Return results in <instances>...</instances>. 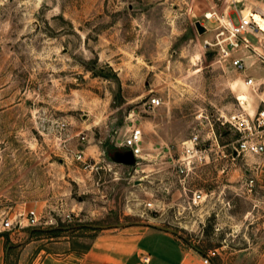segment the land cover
<instances>
[{
	"label": "rangeland",
	"instance_id": "374dc122",
	"mask_svg": "<svg viewBox=\"0 0 264 264\" xmlns=\"http://www.w3.org/2000/svg\"><path fill=\"white\" fill-rule=\"evenodd\" d=\"M256 6L264 8L260 0H0V231L16 210L56 220L15 232L11 264H75L101 237L139 225L175 230L200 264L204 256L264 264V155L237 154L239 136L226 123L264 110V64L244 51L239 71L206 45L225 9L237 24L235 10ZM132 125L143 132L142 159L113 162L115 139ZM212 132L209 163L174 175L164 148L195 134L208 146ZM197 190L202 199L190 207ZM46 235V259L23 251Z\"/></svg>",
	"mask_w": 264,
	"mask_h": 264
},
{
	"label": "built area",
	"instance_id": "2783aa9c",
	"mask_svg": "<svg viewBox=\"0 0 264 264\" xmlns=\"http://www.w3.org/2000/svg\"><path fill=\"white\" fill-rule=\"evenodd\" d=\"M260 4L264 6V0H260ZM263 9V10H262ZM264 8L256 6L253 11H236L235 14L238 23L234 24L231 17L222 13L220 17H215L218 22L214 39L212 43L206 42V45L214 47L218 56L227 60L229 64L239 71H244L245 63L240 56L241 52L252 53V57L256 63L264 64V30H261L256 21L252 18L251 13H257L264 18ZM214 14L210 17H205L206 20H211ZM247 35H252L255 43H251L247 39ZM246 86L253 87L255 82L252 78H246L244 81ZM237 101L241 103L240 100ZM149 106L156 107L159 105V100L152 98L148 102ZM226 123L230 125L235 133L239 136L235 152L237 154H248L253 156L264 155V110L258 112L254 118L250 116L231 115L226 119ZM209 145L203 144V140L195 134L187 140L180 143L179 148L173 151L172 148L166 147L167 163L171 172L179 178H186L194 172L199 166H204L210 161V153L212 145H217L216 136L212 132L211 138H208ZM114 147L116 152H129L134 161L138 163L143 156V132L138 126H130L126 129L120 141L115 139ZM115 153V152H114ZM111 155V157L114 155ZM110 157V158H111ZM76 160L82 161V155L74 154ZM184 190H186L184 188ZM202 199L201 191L197 190L192 193V197L188 200V205L191 207L197 206ZM151 203H146L148 208ZM71 214L61 216L62 222H69ZM56 224V220L51 216L39 217L35 210H16L11 216L4 218L1 227L4 231L19 232L25 228L35 227H51ZM141 264H149V257H143ZM203 264H210L208 257H203Z\"/></svg>",
	"mask_w": 264,
	"mask_h": 264
},
{
	"label": "crops",
	"instance_id": "0c3cea01",
	"mask_svg": "<svg viewBox=\"0 0 264 264\" xmlns=\"http://www.w3.org/2000/svg\"><path fill=\"white\" fill-rule=\"evenodd\" d=\"M223 13L229 16L227 9ZM260 177L264 184V170H261ZM13 236L14 233L0 231V264H11L12 252L17 247L16 243H19ZM47 237L48 235L30 239L24 244L23 251L35 248V256L39 258L45 254L46 259L49 253L45 250L52 240ZM147 256L149 264H200L178 234L140 225L128 227L124 234L101 237V242H95L75 264H141V259Z\"/></svg>",
	"mask_w": 264,
	"mask_h": 264
},
{
	"label": "water",
	"instance_id": "95a60500",
	"mask_svg": "<svg viewBox=\"0 0 264 264\" xmlns=\"http://www.w3.org/2000/svg\"><path fill=\"white\" fill-rule=\"evenodd\" d=\"M195 28L198 32V34H203L206 32V28L204 26H202L199 22H196L195 23ZM123 158H127L128 160H131V162H135L132 155L127 152V153H119V152H115L114 155L111 157V160L113 162H120ZM92 228H95V229H103V228H106V226H91ZM115 227H121L120 224H117L115 225ZM151 228H154V229H158V230H161V231H164V232H168V233H171V234H174V235H177L178 233L173 230V229H170V228H166V227H159V226H153V225H150Z\"/></svg>",
	"mask_w": 264,
	"mask_h": 264
},
{
	"label": "bare ground",
	"instance_id": "6f19581e",
	"mask_svg": "<svg viewBox=\"0 0 264 264\" xmlns=\"http://www.w3.org/2000/svg\"><path fill=\"white\" fill-rule=\"evenodd\" d=\"M259 13L260 12L251 13V15H252V18L254 19V21H256L257 24L259 25L260 29L264 30V18ZM210 16H211V14H209V13L205 15V17H210ZM238 100H239V97H238ZM240 101H242V100H240Z\"/></svg>",
	"mask_w": 264,
	"mask_h": 264
},
{
	"label": "trees",
	"instance_id": "16d2710c",
	"mask_svg": "<svg viewBox=\"0 0 264 264\" xmlns=\"http://www.w3.org/2000/svg\"><path fill=\"white\" fill-rule=\"evenodd\" d=\"M45 232V231H44ZM55 231H52V232H50V233H54Z\"/></svg>",
	"mask_w": 264,
	"mask_h": 264
}]
</instances>
